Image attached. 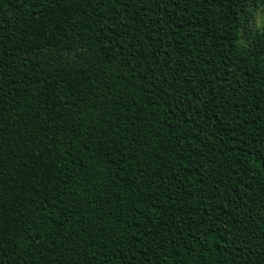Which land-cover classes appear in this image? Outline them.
Returning a JSON list of instances; mask_svg holds the SVG:
<instances>
[{
    "label": "trees",
    "instance_id": "obj_1",
    "mask_svg": "<svg viewBox=\"0 0 264 264\" xmlns=\"http://www.w3.org/2000/svg\"><path fill=\"white\" fill-rule=\"evenodd\" d=\"M264 0H0V264H264Z\"/></svg>",
    "mask_w": 264,
    "mask_h": 264
},
{
    "label": "rangeland",
    "instance_id": "obj_2",
    "mask_svg": "<svg viewBox=\"0 0 264 264\" xmlns=\"http://www.w3.org/2000/svg\"><path fill=\"white\" fill-rule=\"evenodd\" d=\"M255 26L262 28L264 26V11H258L255 14Z\"/></svg>",
    "mask_w": 264,
    "mask_h": 264
}]
</instances>
